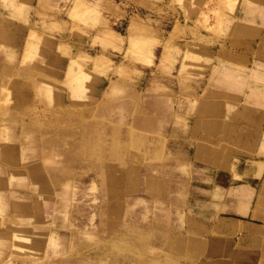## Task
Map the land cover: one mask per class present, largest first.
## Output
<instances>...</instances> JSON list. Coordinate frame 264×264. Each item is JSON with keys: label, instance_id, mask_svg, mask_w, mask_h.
Here are the masks:
<instances>
[{"label": "rangeland", "instance_id": "374dc122", "mask_svg": "<svg viewBox=\"0 0 264 264\" xmlns=\"http://www.w3.org/2000/svg\"><path fill=\"white\" fill-rule=\"evenodd\" d=\"M263 74L264 0H0V264H264L197 157L244 172Z\"/></svg>", "mask_w": 264, "mask_h": 264}, {"label": "crops", "instance_id": "0c3cea01", "mask_svg": "<svg viewBox=\"0 0 264 264\" xmlns=\"http://www.w3.org/2000/svg\"><path fill=\"white\" fill-rule=\"evenodd\" d=\"M249 26V25H247ZM245 26H242L241 29H243L244 31L247 30V33L250 32L249 28H245ZM251 34V32H250ZM248 33L247 36L250 35ZM251 37V36H249ZM232 65H236V66H240L242 63L239 62V60H236L235 62L231 63ZM248 70H250L251 68H247ZM253 70V69H251ZM249 74V73H248ZM247 74V75H248ZM259 74V73H258ZM228 78H230L232 80L231 85H234V83L238 84V76L235 75L234 71H232L228 76ZM244 79V78H242ZM263 81H264V74H263ZM243 85V84H242ZM245 86V85H244ZM254 87V83H250L248 84V88L250 90H253ZM234 90V89H232ZM237 93H235L234 91L233 94H237L238 95V91L239 89H236ZM260 90V95L262 97V102L264 103V83L262 86H260L259 88ZM250 92V91H249ZM253 96L254 95H258L255 93H251ZM247 96V98L251 97L252 95H250V93H246L245 94ZM259 96V95H258ZM257 97V96H256ZM249 100V99H248ZM223 102V100L221 101V103ZM226 102V101H225ZM230 103V111H234L238 113V115L240 116V118H242L243 122H240L239 119H234L232 121L229 122H217L215 121L213 125H207L209 127H215V128H224L225 129H229L227 132L225 131V133H236L235 130H237L239 133V135H236L234 139H232L231 141L233 143L237 142V146L239 147V143H241L242 148L248 153L250 152L252 155H245L244 153H237L236 156H233V159H246L249 161L248 166L246 167V169L244 170L243 173L238 172L237 169H230L227 170L226 168H229V164L227 162L228 160V156L221 154V152H213L210 151L209 148H206L203 146V152L198 153L197 152V157L198 158H202V154L205 152H209L210 154L208 156H206L207 159L211 160L212 164L214 165V167L218 168L219 170H217L212 178H211V185L214 187L215 190L218 191H224L226 193V195H228V204L229 206H232L237 208V215L239 217H243V215H245L248 211V208L250 207V203L253 202L255 196H256V189L254 186V182L255 181H259L262 179L261 182V186L260 189L262 191H264V122L261 124H259L260 120L254 118L255 113L258 111H262L263 109L259 108V105H262L263 103H260L258 105H253L251 107H246V109H236L234 105H239L240 102H238L237 100H233L231 102H226ZM240 111H242L244 113V115L246 116L245 118H243L240 115ZM236 115V116H238ZM234 115V117H236ZM253 117V118H251ZM237 118V117H236ZM239 123L242 124V126L239 125ZM246 125L248 130L246 133H242L240 132L239 129H242V127ZM261 127L262 130H255V128ZM254 129V130H253ZM202 146V144H200ZM199 147V146H198ZM237 147V148H238ZM241 147V146H240ZM209 150V151H208ZM214 161V162H213ZM217 165H222V166H217ZM240 178H243L245 181L243 182V184H238L240 180ZM244 191L247 195L245 198H240V192ZM264 195V194H263ZM264 196L260 197L259 201L262 199V202L264 201L263 199ZM231 201H233L231 203ZM221 224V228L222 229H227L230 230L231 228H235V227H242V225L244 226H249L250 228L255 227L258 228L260 227L259 224L254 223V222H248V221H243V224H240L239 220H232V221H224V222H220Z\"/></svg>", "mask_w": 264, "mask_h": 264}, {"label": "bare ground", "instance_id": "6f19581e", "mask_svg": "<svg viewBox=\"0 0 264 264\" xmlns=\"http://www.w3.org/2000/svg\"><path fill=\"white\" fill-rule=\"evenodd\" d=\"M20 241V240H19Z\"/></svg>", "mask_w": 264, "mask_h": 264}]
</instances>
